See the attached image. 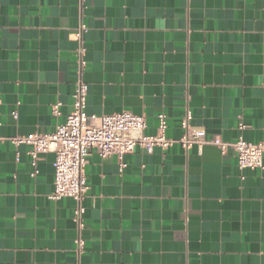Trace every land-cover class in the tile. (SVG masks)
<instances>
[{
    "label": "crops",
    "instance_id": "0c3cea01",
    "mask_svg": "<svg viewBox=\"0 0 264 264\" xmlns=\"http://www.w3.org/2000/svg\"><path fill=\"white\" fill-rule=\"evenodd\" d=\"M82 20L87 113L132 111L155 134L163 112L180 139L189 109L208 137L264 141L263 0H0L2 136L72 111ZM28 150L0 144V264H264V168L233 149L92 150L81 228L73 198H50L55 154L32 176Z\"/></svg>",
    "mask_w": 264,
    "mask_h": 264
},
{
    "label": "built area",
    "instance_id": "2783aa9c",
    "mask_svg": "<svg viewBox=\"0 0 264 264\" xmlns=\"http://www.w3.org/2000/svg\"><path fill=\"white\" fill-rule=\"evenodd\" d=\"M81 2L83 0H80ZM264 3V0H263ZM87 24L82 20L75 31L79 46L77 49V83L73 93V108L64 122L56 125L49 133H30L15 137H4L0 134V144L10 139L15 145H27L31 157L32 176L39 172L38 161L40 155L48 152L55 154L54 161V190L50 198L54 200L71 197L76 201L74 218L81 228L85 208L83 200L88 191L85 166L88 156L95 150L102 158L116 155L122 161L124 155L135 151L137 146L149 151L160 146L168 148L176 142L189 148L197 145L200 150L206 144L216 145L223 153L233 149L240 169L264 168V141L250 142L240 137L234 142L224 141L219 136L208 137L204 127L193 125L192 112L188 109L182 127L184 133L180 139L167 136V114L157 115L158 126L155 134H146V117L132 111H122L111 114H89L86 111L89 85L84 79L87 65L85 54L87 47L84 36L88 32ZM61 103L54 106V113L60 114ZM17 117V111L12 112ZM244 128V125H241ZM125 166V163H121ZM78 247L84 244L79 234L76 239Z\"/></svg>",
    "mask_w": 264,
    "mask_h": 264
}]
</instances>
